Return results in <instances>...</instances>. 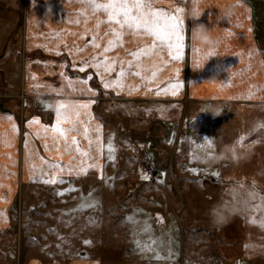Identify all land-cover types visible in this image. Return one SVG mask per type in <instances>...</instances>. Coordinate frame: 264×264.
<instances>
[{
	"label": "crops",
	"instance_id": "1",
	"mask_svg": "<svg viewBox=\"0 0 264 264\" xmlns=\"http://www.w3.org/2000/svg\"><path fill=\"white\" fill-rule=\"evenodd\" d=\"M251 1L254 3L260 0ZM251 1L155 0L156 8L173 13L177 7L183 8L184 12L181 15L184 20L190 11L203 14L199 20H189L185 25L182 59L171 61L164 53L159 57L143 56L139 61L144 70L143 78L127 75L128 71L136 69L129 70L124 63L126 72L122 78L124 87L105 89L103 82L116 80L122 66L121 62L133 59L129 55L131 52L150 45L152 42L150 37L125 36L122 47H113L107 53H103L107 40L113 37L104 35L109 31L107 24L101 23L99 28L96 25L106 17L91 13L86 16L79 15L85 8L78 0H0V16L3 15L2 11L15 12L18 18L12 20V27H18L19 23L23 27L19 52V83L15 91L7 93L8 97L20 98L21 106L16 104L15 107L8 104L5 106L1 103L3 107H0V264H13L16 259L20 262L24 254H31L28 247L34 240L23 246L24 248L18 246L16 251L14 244L15 240L16 244L18 240L14 227L18 209L21 217L23 215V208L20 207L23 187H37L40 186V182L45 183L52 179L57 182L45 185H59L62 181L66 186L71 180L87 176L93 171L103 176L108 160L107 124L114 125V136L118 133L121 136L124 133L125 138L135 145L139 142L140 155L144 154L145 144L155 146L154 139L157 135L151 131L149 120L143 119V122H147L145 127L150 130L147 134L143 133L144 130L139 129L137 124H132L124 130V127L121 128L107 118L105 112L113 103L119 105L166 103L181 110L196 109L198 114L193 115L192 121L196 123L198 117L202 119L203 125L200 129L203 131L200 135L213 140L210 151L203 153L201 150L199 154L207 156L208 162L193 159L186 167L168 169L159 166L155 172H150L149 179L152 182L158 183V180L163 178L161 183L168 184L174 180L203 178L207 185L210 183L220 186L219 200L216 203L226 198L227 190L233 186L241 188L243 185L242 189L255 191L264 197V26L261 27V35L256 31L259 16L264 21V5L260 13V9H256ZM226 2L236 4L233 15L228 19L219 14L218 10ZM77 20L80 23H76ZM200 22L210 28L213 27L214 35L220 38L215 57L209 61L208 51L192 44L188 38L191 27ZM15 27L8 36L11 37ZM93 36L97 37L95 42L101 45L99 49L92 44ZM193 46L200 51H193ZM94 55L98 61L105 59L115 61L112 65L115 70L105 73L103 67L98 72L96 68L87 66L85 71H79V68L84 66L83 62ZM1 56L5 57V51ZM1 69L2 73L5 72ZM151 71L156 72L154 79L151 77ZM32 75H35V80L31 79ZM89 76L91 79L87 85H78V88L84 89L83 91L65 90L62 95L56 94L65 84V77L79 80L87 79ZM37 83L46 84L48 87L36 89L33 85ZM177 83L182 87L176 89V94L173 95L172 85ZM80 104L87 107H79ZM62 105L64 119L58 120L57 110ZM101 105L104 107L103 110L100 109ZM214 110L217 111V116L213 115ZM99 111L102 117L99 116ZM132 116L131 120L135 122L138 116L136 113ZM34 120L39 122L29 123ZM73 126L76 130L66 133L69 145L66 149L65 140L54 132L53 128L68 129ZM84 129H87V138ZM73 137L80 149L79 152L76 150L77 145L72 144ZM241 137L242 142L237 144ZM224 145L236 146L238 162L234 161L231 154L222 153ZM128 164L119 166L118 170L125 172ZM53 165L58 167H52ZM197 166L206 168L210 166V171L207 175L193 173L191 170ZM132 167L138 174L139 169L135 163ZM130 177L124 175L121 183L129 184L132 181ZM140 179L136 177L133 181L136 183ZM180 186L185 184L182 183ZM255 203H259V200ZM160 216L164 220V215ZM23 218L25 219L24 215ZM25 226L24 224L23 231ZM237 227H240V248L243 251V258L239 260L242 263L246 260L253 264H263L264 229L251 224L248 215L243 212L218 232L230 237L235 234ZM162 247L164 250L167 249L166 244ZM57 251L60 252L61 248ZM121 251L123 252L119 256L118 264H127L126 252L130 251V248L123 246ZM231 251L230 247L227 254H231ZM52 252L50 250L47 255L51 256ZM89 263L88 259H74L71 262ZM24 264L45 263L39 258H31ZM219 264H232L231 255Z\"/></svg>",
	"mask_w": 264,
	"mask_h": 264
},
{
	"label": "rangeland",
	"instance_id": "2",
	"mask_svg": "<svg viewBox=\"0 0 264 264\" xmlns=\"http://www.w3.org/2000/svg\"><path fill=\"white\" fill-rule=\"evenodd\" d=\"M253 4L261 13L264 0L254 1ZM2 12L0 69L5 72L0 71V104L21 106L20 98H11L8 94L15 91L19 83V52L23 27L19 23L18 27L14 26L15 31L11 37L8 36L14 29L12 20L18 18V14ZM259 18L256 21V31L261 35L264 21L261 16ZM3 51L4 58L1 56ZM103 108L101 105L100 109ZM196 111L198 110L193 111L192 108H173L166 103L109 105L106 111L108 113L105 112L107 118L121 128L124 127V130L137 124L139 129L144 130L143 133L148 134L150 130L145 127L147 122H143V119L149 120L151 131L157 135L154 139L155 146L144 143L145 155H140L139 142L135 145L122 132L123 136L119 133L114 136V125L107 124L108 160L103 176L93 171L87 176L71 180L66 186L64 182L52 186L40 182L37 187H23L20 207L23 208L25 219L18 209L14 220L18 239L17 244L16 240L14 242L15 251L18 246L23 247L29 245L31 240L34 241L28 247L31 254H24L20 262L16 259L13 264H24L31 258H39L45 264H71L74 259H88L89 264H118L123 246L130 248L126 252L127 264H219L230 255L232 264H253L239 260L243 258L240 227H237L233 236L225 237L209 223L206 213L219 200L220 186L210 183L207 185L203 178L174 180L168 184L161 183L163 178L158 183L149 179L150 172H155L159 166L174 169L190 165L193 159L198 162L200 159L204 160L205 156H199L201 149L198 144L203 143L207 136L200 135L203 131L200 129L202 119L198 117L196 123L192 121L193 115L198 114ZM134 113L138 116L135 122L131 120ZM213 113L218 114L216 110ZM109 146L113 151L108 150ZM202 151L204 153L210 149ZM126 162L129 163L126 171L118 170ZM134 163L139 169L138 174L133 170ZM196 170L192 172L207 175L210 166H197ZM126 174L131 176L132 181L124 185L121 179ZM136 177L141 179L135 183L133 180ZM182 183L185 186H180ZM190 184L191 187L188 186ZM85 201L94 203L95 207L79 208ZM160 215H164V220ZM130 216L135 218L132 223L125 219ZM135 221L147 223V235L140 232L145 224L137 225ZM24 224L26 226L23 231ZM152 239L159 243L151 251L145 250L143 245ZM165 244L166 250L162 247ZM54 247L58 250L61 248V251L58 252ZM230 247L231 254H227ZM50 250L53 251L51 256L47 255ZM157 255L161 258L157 259Z\"/></svg>",
	"mask_w": 264,
	"mask_h": 264
},
{
	"label": "snow or ice",
	"instance_id": "3",
	"mask_svg": "<svg viewBox=\"0 0 264 264\" xmlns=\"http://www.w3.org/2000/svg\"><path fill=\"white\" fill-rule=\"evenodd\" d=\"M79 3L84 5L85 11L79 13L81 16H86L88 13L92 15L102 14L106 17L105 20L97 23L96 27L99 28L100 24H107L109 26V31L104 33L105 36H111L112 39H108L106 45L103 48V53H107L113 47H122L124 43V37L131 36H146L151 38V44L146 45L137 51L131 52L129 55L133 58L128 60L127 62H121L122 66L117 74V79L112 81H104L103 87L108 89L110 87H118L123 88L124 85L122 83V78L125 77V67L123 66L126 63L127 68L129 70L135 68V71H128L127 75L141 77L142 71L141 65L139 63L140 58L143 56L154 55L160 56L161 53L167 55L169 60L171 61H179L182 59V51L185 47V20L182 18V13L184 12L183 8L177 7L175 9V13L171 11H167L161 8L155 7V0H78ZM199 15V12H196ZM76 23H80L79 20ZM75 35V34H73ZM231 35V33H229ZM97 37H92V44L95 48L99 49L101 45L96 43ZM193 51H200L199 48L193 46ZM215 50H213L214 52ZM59 54V53H58ZM213 54L212 52H208L207 55ZM115 61L110 62L105 59L103 61H98L96 56H92L89 60L84 61V66L79 68V71H85V67L91 66L97 69L101 67L104 68L105 73H111L115 70L112 66ZM179 72V69H177ZM63 75V73L61 74ZM103 75V73H101ZM151 77L154 79L156 77V72L151 71ZM32 80H35V75L31 76ZM65 84L62 88L56 92L57 95H62L65 90L70 92L83 91V88H78V85H87L88 80L91 79L89 76L87 79H79L73 80L71 78L65 77ZM34 88L39 89L41 87L47 88L46 84H35ZM173 87V95L176 94V89L182 87L181 84L177 83L172 85ZM88 91H92L91 89H87ZM251 95V93H250ZM79 107H87V105L80 104ZM58 120L64 119V107L61 106L60 109L57 110ZM38 120L30 121L29 123H38ZM68 123H72L68 121ZM75 127H71L68 129H63L60 127H54L53 131L58 133L61 138L65 140V148H69L67 143L66 133H71L75 131ZM98 131V130H97ZM85 138H87V129H84ZM243 140V137L237 140V144H240ZM91 143V142H90ZM72 144L77 145L75 137L72 138ZM198 147L201 150L210 149L213 147V141L210 138H204L203 143L198 144ZM76 150L79 152L80 149L77 145ZM110 152L113 151L111 146L108 149ZM81 155H87V153H81ZM52 167H58L53 165ZM193 172L197 171L196 169L192 170ZM218 174V173H214ZM55 179L45 181V183H56ZM62 182V181H61ZM243 188V185H241ZM62 195L63 193H59ZM233 199L237 197H241L245 199L246 207L244 212L249 217V222L255 226L264 229V197L259 196V194L255 191L246 190L243 192L233 191L231 193ZM91 200V193L89 194V201ZM259 200V203H255V201ZM89 201H85L82 203L79 208H89L95 207L94 203ZM79 210V209H77ZM127 222L132 223L134 221V216L126 217ZM137 225L145 224V227L140 229V232L147 235L148 226L146 222L135 221ZM85 243H89V241H85ZM159 243L157 240H149V242L143 245V248L147 251H151L152 247ZM139 244V242H138ZM246 247H249L246 245ZM255 247V246H253ZM157 259L161 258L159 255L156 257Z\"/></svg>",
	"mask_w": 264,
	"mask_h": 264
},
{
	"label": "clouds",
	"instance_id": "4",
	"mask_svg": "<svg viewBox=\"0 0 264 264\" xmlns=\"http://www.w3.org/2000/svg\"><path fill=\"white\" fill-rule=\"evenodd\" d=\"M236 7L234 3H225L222 7L218 8L219 14H223L224 18L228 19L233 15V11ZM203 14L197 15L195 12H188L186 14L185 25H187V21L189 20H199ZM189 40L192 44L201 47L208 52H212L207 56V60L215 57V51L218 43L219 37L214 35V28L208 27L205 23H196L189 30ZM68 99H71L69 94ZM213 115L217 116V114L213 113ZM208 138V137H205ZM222 153L231 154L234 161L239 160V157L236 156V146L235 145H224L222 149ZM205 162H208L207 156L204 157ZM233 191L243 192L245 189L240 188L239 186H233L232 188L227 190V197L213 204L207 210V216L209 223L216 227L218 230L223 226H226L235 216L241 215L244 212L246 207L245 199L241 197H237L233 199L231 193Z\"/></svg>",
	"mask_w": 264,
	"mask_h": 264
},
{
	"label": "water",
	"instance_id": "5",
	"mask_svg": "<svg viewBox=\"0 0 264 264\" xmlns=\"http://www.w3.org/2000/svg\"><path fill=\"white\" fill-rule=\"evenodd\" d=\"M0 107H3V105H2V104H0Z\"/></svg>",
	"mask_w": 264,
	"mask_h": 264
},
{
	"label": "bare ground",
	"instance_id": "6",
	"mask_svg": "<svg viewBox=\"0 0 264 264\" xmlns=\"http://www.w3.org/2000/svg\"><path fill=\"white\" fill-rule=\"evenodd\" d=\"M74 14V13H73ZM70 15H72V14H70ZM88 43V42H87ZM45 44V43H44Z\"/></svg>",
	"mask_w": 264,
	"mask_h": 264
},
{
	"label": "built area",
	"instance_id": "7",
	"mask_svg": "<svg viewBox=\"0 0 264 264\" xmlns=\"http://www.w3.org/2000/svg\"><path fill=\"white\" fill-rule=\"evenodd\" d=\"M143 155H145V154H143ZM147 158V157H146ZM148 159V158H147Z\"/></svg>",
	"mask_w": 264,
	"mask_h": 264
}]
</instances>
